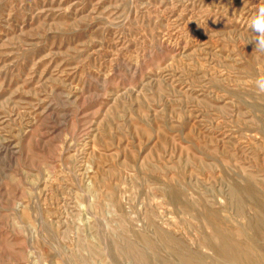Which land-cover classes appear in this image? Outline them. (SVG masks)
Segmentation results:
<instances>
[{"label": "rangeland", "instance_id": "rangeland-1", "mask_svg": "<svg viewBox=\"0 0 264 264\" xmlns=\"http://www.w3.org/2000/svg\"><path fill=\"white\" fill-rule=\"evenodd\" d=\"M261 3L0 0V264H264Z\"/></svg>", "mask_w": 264, "mask_h": 264}, {"label": "clouds", "instance_id": "clouds-1", "mask_svg": "<svg viewBox=\"0 0 264 264\" xmlns=\"http://www.w3.org/2000/svg\"><path fill=\"white\" fill-rule=\"evenodd\" d=\"M250 28L255 33L254 42L255 51L264 52V3H261L254 15L250 19ZM256 84L261 92H264V76H260L256 80Z\"/></svg>", "mask_w": 264, "mask_h": 264}, {"label": "bare ground", "instance_id": "bare-ground-1", "mask_svg": "<svg viewBox=\"0 0 264 264\" xmlns=\"http://www.w3.org/2000/svg\"><path fill=\"white\" fill-rule=\"evenodd\" d=\"M220 237V236H219ZM219 239V238H218ZM231 244L229 243V241H224L222 246L220 247L222 252L225 253L226 255H228L230 258H233L234 260H237L239 257L238 255L235 253V251H233L231 248H230ZM136 256H139L141 257V259H144V257L141 255V253H135ZM227 256V257H228ZM228 257V258H229ZM233 259H230V260H233ZM229 260V259H228ZM251 264H254V261L252 262L251 260Z\"/></svg>", "mask_w": 264, "mask_h": 264}]
</instances>
